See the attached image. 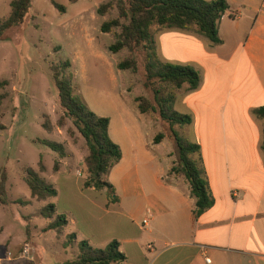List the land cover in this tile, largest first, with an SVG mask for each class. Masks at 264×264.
I'll list each match as a JSON object with an SVG mask.
<instances>
[{
  "label": "rangeland",
  "instance_id": "obj_1",
  "mask_svg": "<svg viewBox=\"0 0 264 264\" xmlns=\"http://www.w3.org/2000/svg\"><path fill=\"white\" fill-rule=\"evenodd\" d=\"M11 1L0 0V19L9 16ZM109 1L112 0H32L25 23L0 41V82H8L0 88V94L6 95L0 105V176L1 173L7 176V203L0 202V264H62L77 257V243L83 240L94 248H104L112 240L123 241L133 234H141L145 244L149 241L150 228L139 229L149 207L143 202V198L150 197L145 172L156 170L165 148L176 163L177 146L171 130L163 126L158 114L139 112L137 98L151 97L144 87L141 69L133 72L117 66L131 58L130 52L123 49L113 54L109 50L120 28L103 33L100 27L104 21L117 18L118 10L114 7L104 17L97 14V8ZM53 2L65 6L64 12ZM161 29L151 28L160 60L156 37ZM140 54L139 60L145 52L142 50ZM67 61L70 66L63 76L72 81L75 93L92 112L112 121L117 135L111 134L112 138L120 141L125 151V161L104 176L114 186L116 200L107 190L84 187L87 178L84 158L88 153L85 141L70 120L65 119L62 126L58 124L63 111L51 66ZM156 87L161 97L170 92L175 94L174 109L178 112L177 102L185 90L164 84ZM48 125L50 131L45 129ZM174 129L181 139L191 138L188 126ZM158 134H163V145L156 142ZM41 140L61 143L64 157L39 143ZM134 141L147 148L155 159L141 162L139 182L144 187L141 203L130 195L129 189L138 178L132 170ZM55 161H59L58 171L53 169ZM31 167L56 189L55 197L40 201L31 196L24 181L26 170ZM49 203L67 219L68 224L62 230H45L55 218L46 219L41 214ZM69 234H74L76 240L65 246ZM26 245L32 248L34 260L19 258ZM8 251L13 254L12 261L6 259Z\"/></svg>",
  "mask_w": 264,
  "mask_h": 264
},
{
  "label": "crops",
  "instance_id": "obj_2",
  "mask_svg": "<svg viewBox=\"0 0 264 264\" xmlns=\"http://www.w3.org/2000/svg\"><path fill=\"white\" fill-rule=\"evenodd\" d=\"M227 2L220 44L194 31L161 29L156 37L162 61L192 65L200 73L199 88L183 86L177 104L179 113L192 118L189 141L200 147L214 204L194 216L189 184L171 173L175 160L165 148L156 170L145 172L150 197L143 202L151 215L139 229L150 228L149 241L143 243L141 234L119 241L126 255L121 264H264V119L254 113L264 106V0ZM111 134L117 136L110 120ZM115 142L122 150L119 165L125 151ZM131 153L138 178L130 195L141 203V162L155 159L138 141Z\"/></svg>",
  "mask_w": 264,
  "mask_h": 264
},
{
  "label": "trees",
  "instance_id": "obj_3",
  "mask_svg": "<svg viewBox=\"0 0 264 264\" xmlns=\"http://www.w3.org/2000/svg\"><path fill=\"white\" fill-rule=\"evenodd\" d=\"M71 1L74 2V0ZM53 4L59 11L64 12L65 6L55 2ZM31 6L32 0L11 1L9 16L6 19H0V41L7 39L8 32L20 28L25 23ZM114 7L118 10V17L104 21L100 27L101 32L111 33L113 29L120 28V32L116 34V42L109 45V50L117 54L127 49L131 54V58L119 62L118 69L133 70V72L141 69L144 87L150 92L151 97L137 98L138 110L141 114L155 112L163 126L171 130L178 157L171 168V173L182 176L188 182L190 196L195 199L193 214L198 217L214 204L200 157V147L196 143L181 139L174 129L175 126L191 125L192 118L174 109L175 94L173 92L161 97L160 89L156 86L164 84L180 90L186 85L188 91H195L200 86L201 76L192 65L160 60L157 57L151 28L159 26L167 30L194 31L217 45L221 43L218 25L229 10V4L227 0H112L100 5L97 8V14L104 17ZM142 50L145 54L139 60ZM69 66L68 61L60 66H51L52 79L58 90L59 107L63 111L58 124L62 126L65 119L70 120L85 141L88 153L84 158L87 173L84 187L97 191L107 190L113 196V200H116L115 188L104 180V176L121 161V147L109 135V118L92 112L83 99L75 93L72 81L63 76V71ZM7 84V81L0 82V88ZM5 96L0 94V105ZM254 113L264 119V106L256 109ZM45 129L50 131L51 127L48 125ZM162 138L163 134H158L156 142H161ZM39 143L58 153L61 158L64 157V146L61 143L48 140H41ZM260 148L264 153V129ZM57 167H59V161H55L53 169L58 171ZM39 169L41 171L44 169L42 157L39 160ZM6 181V174L1 173L0 202L4 204L7 203ZM24 181L31 191V196L40 201L57 195L56 189L32 167L26 170ZM41 214L46 219L55 217L46 227V231H59L68 224L64 215L57 214L56 207L52 203L45 206ZM75 239L74 234H69L64 243L65 246L73 244ZM77 247L79 251L77 257L62 264H121L126 260V255L120 251L117 240H112L104 248H94L83 240L77 243Z\"/></svg>",
  "mask_w": 264,
  "mask_h": 264
},
{
  "label": "built area",
  "instance_id": "obj_4",
  "mask_svg": "<svg viewBox=\"0 0 264 264\" xmlns=\"http://www.w3.org/2000/svg\"><path fill=\"white\" fill-rule=\"evenodd\" d=\"M150 215H151L150 212H148V215L143 219L142 221L143 226H146L148 224ZM19 258L26 259V260H34V254L32 252V248L29 245H26L21 251ZM6 259L9 261L13 260V254L11 251L7 252ZM206 261L207 263H210L209 259H207Z\"/></svg>",
  "mask_w": 264,
  "mask_h": 264
}]
</instances>
